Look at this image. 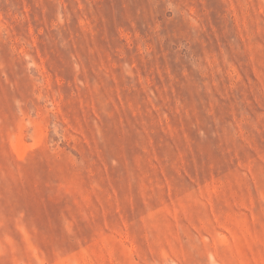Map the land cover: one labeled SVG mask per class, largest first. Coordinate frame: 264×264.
Listing matches in <instances>:
<instances>
[{
	"label": "rangeland",
	"instance_id": "1",
	"mask_svg": "<svg viewBox=\"0 0 264 264\" xmlns=\"http://www.w3.org/2000/svg\"><path fill=\"white\" fill-rule=\"evenodd\" d=\"M0 264H264V0H0Z\"/></svg>",
	"mask_w": 264,
	"mask_h": 264
}]
</instances>
